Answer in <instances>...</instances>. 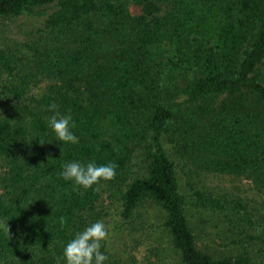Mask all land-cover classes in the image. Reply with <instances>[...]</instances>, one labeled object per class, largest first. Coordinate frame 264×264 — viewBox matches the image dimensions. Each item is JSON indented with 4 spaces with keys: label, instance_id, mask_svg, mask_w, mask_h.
I'll return each instance as SVG.
<instances>
[{
    "label": "trees",
    "instance_id": "obj_1",
    "mask_svg": "<svg viewBox=\"0 0 264 264\" xmlns=\"http://www.w3.org/2000/svg\"><path fill=\"white\" fill-rule=\"evenodd\" d=\"M50 5L56 10L40 45L0 47V220L10 229L0 230V264H66L65 246L98 218L100 184L116 188L127 179L142 145H149L148 175L126 186L122 218L131 221L149 199L165 214L182 264H256L248 253L214 258L198 249L164 140L173 137L199 171L246 177L264 193L263 116L253 107L229 112L246 93L264 108V0H0V20ZM171 94L185 99L172 105ZM53 102L71 114L78 144L63 145L48 127ZM73 161L114 163L115 178L85 189L60 175ZM194 195L197 207L229 205ZM236 205L249 220L248 208Z\"/></svg>",
    "mask_w": 264,
    "mask_h": 264
},
{
    "label": "rangeland",
    "instance_id": "obj_2",
    "mask_svg": "<svg viewBox=\"0 0 264 264\" xmlns=\"http://www.w3.org/2000/svg\"><path fill=\"white\" fill-rule=\"evenodd\" d=\"M55 10L56 5H50L36 8L31 14L16 19L0 20V47L18 52L23 43L40 45L38 33L44 28L46 17ZM130 10L134 15L139 13V9L134 6ZM93 22L97 28L101 23L104 24V19L99 15L94 16ZM102 38L105 41L110 40L107 35ZM107 45L110 46V43ZM29 62L32 63V60ZM258 76L264 85V60L258 67ZM181 85L182 82L179 83ZM168 98L172 105L185 99L184 96L172 94ZM224 101L225 98H220L214 105L220 108ZM232 102L229 110L231 114L247 113L253 107L256 113L262 114L264 120V108L254 94L246 93ZM174 142L173 137H167L164 147L176 165L180 192L188 199L185 216L198 249L214 258L248 253L256 264L264 263V193L258 192L246 177L199 171L191 163V156L180 153V146ZM148 146L142 145L134 149L127 179L119 186L108 188L107 185L100 184L102 193L97 204L98 218L93 223L103 221L109 233V238L102 242L101 247V251L108 257L105 264H182L165 226V214L153 201L144 200L131 221L122 218V193L126 186L133 180L144 179L148 175ZM196 191L212 194L229 205L225 206L226 210L197 207L194 195ZM239 201L248 208L249 220L235 208ZM88 222L89 219L80 232L93 224Z\"/></svg>",
    "mask_w": 264,
    "mask_h": 264
},
{
    "label": "clouds",
    "instance_id": "obj_3",
    "mask_svg": "<svg viewBox=\"0 0 264 264\" xmlns=\"http://www.w3.org/2000/svg\"><path fill=\"white\" fill-rule=\"evenodd\" d=\"M48 110L54 113L48 119V127L55 134L57 141L62 142L63 145L78 144V138L71 131L75 127V124L72 123L71 114L61 115L54 102L49 105ZM62 150L63 148L61 153ZM62 167L63 171L60 175L64 180L74 181L76 185L89 189L93 185L99 184L101 180L110 181L114 179L117 165L114 163L97 165L94 161L83 164L73 161L63 164ZM59 223L62 226L65 225L67 218L60 217ZM0 230L10 234L8 221L0 220ZM108 238L109 233L103 221H97L82 232L76 233L75 237L64 248L63 258L66 264H105L108 257L101 251V247L102 242L107 241Z\"/></svg>",
    "mask_w": 264,
    "mask_h": 264
}]
</instances>
